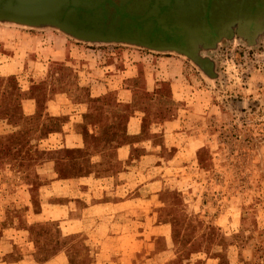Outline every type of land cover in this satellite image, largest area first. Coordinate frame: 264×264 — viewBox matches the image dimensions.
Listing matches in <instances>:
<instances>
[{"label": "rangeland", "instance_id": "1", "mask_svg": "<svg viewBox=\"0 0 264 264\" xmlns=\"http://www.w3.org/2000/svg\"><path fill=\"white\" fill-rule=\"evenodd\" d=\"M5 26L43 28L39 30L75 43L122 53L123 59L126 55L142 65V75L147 60L154 64L158 57L182 60L180 98H172L167 80L160 81L155 92L165 97L171 113L181 114L183 131L193 142L185 144V135H179L174 143L185 146L184 154L166 163L167 170H161V160L154 164L149 173L165 176L139 191L157 196L153 224H143L144 211L135 219L139 240L133 258L138 264H264V33L253 44L238 37L223 39L197 52L204 60L200 63L175 50L85 40L50 25L0 21V27ZM43 86L47 89L48 83ZM22 95L13 76L0 74V264H45L61 252L67 253L70 264H89L92 256L81 237L70 240L55 221L33 217L46 198L49 180L36 174L37 169L53 159L57 177L66 178L122 166L114 147L128 139L125 122L134 108L118 103L112 93L96 99L99 102L91 103L92 111L79 131L85 147L60 149L55 158L38 146L39 137L47 133L44 129L16 133L5 126L6 117L18 121L12 116L21 110ZM144 95L153 97L149 92ZM114 115L118 123L110 129ZM91 154L98 156L91 160ZM52 197L55 203H67L64 192ZM63 262L56 258L54 264Z\"/></svg>", "mask_w": 264, "mask_h": 264}, {"label": "crops", "instance_id": "2", "mask_svg": "<svg viewBox=\"0 0 264 264\" xmlns=\"http://www.w3.org/2000/svg\"><path fill=\"white\" fill-rule=\"evenodd\" d=\"M233 7L227 10L236 11ZM39 29L0 27V74L13 76L23 94V118L17 122L5 118V126L12 128L10 132L44 129L47 133L39 137L38 146L56 158L60 149L85 147L84 135L79 131L92 111L91 103L99 102L96 99L112 93L118 103L131 104L134 110L125 122L128 139L114 147L116 161L122 163L114 171L62 178L53 169V159L40 165L36 174L49 180L44 186L46 198L33 217L55 221L70 240L81 237L92 256L89 264H138L133 258L139 240L135 219L144 211L143 224H153L157 196V192L143 195L139 191L165 176L149 173L154 164L161 160V170H167L166 163L185 152V146L174 143L186 133L181 114L171 113L165 97L155 91L160 81L167 80L172 98L179 99L184 63L176 57H158V64L147 60L142 75V65L126 55L123 59L122 53L75 43L61 34ZM144 92L153 97H146ZM112 117L110 129L118 123L117 116ZM86 130L92 132L90 127ZM187 137L185 144H191L193 138ZM95 156L91 154V160ZM61 192L68 196L66 205L49 199ZM61 253L45 264H54L56 258L70 264L67 253Z\"/></svg>", "mask_w": 264, "mask_h": 264}, {"label": "water", "instance_id": "3", "mask_svg": "<svg viewBox=\"0 0 264 264\" xmlns=\"http://www.w3.org/2000/svg\"><path fill=\"white\" fill-rule=\"evenodd\" d=\"M154 1H156L154 9H158V0ZM225 2L233 4L235 1L225 0ZM184 10V13L176 17V26L183 29L192 20H198L190 12L186 13L187 8ZM152 11L153 8L148 10L137 8L136 10L131 5H126L125 0H0V21H13L36 27L50 25L80 39L138 41L147 47L175 50L192 58L195 49L187 29L186 33H178L186 43L184 46L172 41L167 45H161V41L156 44L145 36L143 38L134 36L139 34L140 29L133 25L135 23L143 25L142 22L151 15ZM203 15L204 20L211 24L216 32V25L212 21L211 15L206 16L204 11ZM128 29H132L133 32L129 33ZM144 29V31L147 30L145 26ZM168 33L171 36L174 35L171 31ZM197 33L201 38L206 37L201 32Z\"/></svg>", "mask_w": 264, "mask_h": 264}, {"label": "flooded vegetation", "instance_id": "4", "mask_svg": "<svg viewBox=\"0 0 264 264\" xmlns=\"http://www.w3.org/2000/svg\"><path fill=\"white\" fill-rule=\"evenodd\" d=\"M234 1L232 4L225 2V0H158L157 6L159 8L154 9L156 2L154 0H125L126 5H131L136 10L137 8L143 10L153 8L151 15L142 22L143 25L139 23L133 25L140 29L139 34L134 35L135 37L143 38L145 36L156 44L161 41V45H167L172 41L175 44L184 46L186 43L178 33H186L188 30L195 49L192 57L200 63L204 60L196 55L197 52L201 53L203 50L211 49L223 39L238 37L247 44H253L257 37L264 33V0ZM229 6L232 9L233 6H236V11L227 10ZM184 8H187L186 13L190 12L198 20H192L183 29L176 26V17L185 12ZM203 11L206 16L211 15L212 21L216 25V32L213 26L204 20ZM130 18L132 17L130 16ZM144 26L147 29L146 31H144ZM120 31L122 32V29ZM128 31L129 33L133 32L132 29H128ZM168 31L173 32L174 35H169ZM197 32H201L206 37L201 38ZM120 42L145 46L138 41ZM149 48L154 49L153 47Z\"/></svg>", "mask_w": 264, "mask_h": 264}, {"label": "trees", "instance_id": "5", "mask_svg": "<svg viewBox=\"0 0 264 264\" xmlns=\"http://www.w3.org/2000/svg\"><path fill=\"white\" fill-rule=\"evenodd\" d=\"M12 117L15 119H21V118H23V114L21 113V110H20L19 113H16V116L13 115ZM59 162L61 163L62 161H59Z\"/></svg>", "mask_w": 264, "mask_h": 264}]
</instances>
